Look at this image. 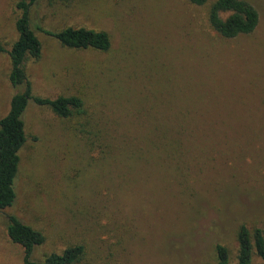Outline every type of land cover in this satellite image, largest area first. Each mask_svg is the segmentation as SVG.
Segmentation results:
<instances>
[{
  "label": "rangeland",
  "instance_id": "374dc122",
  "mask_svg": "<svg viewBox=\"0 0 264 264\" xmlns=\"http://www.w3.org/2000/svg\"><path fill=\"white\" fill-rule=\"evenodd\" d=\"M16 1L0 0L6 50ZM213 1L36 0L31 30L100 31L109 48L67 49L34 31L39 58L23 62L31 95L77 97L82 112L61 119L27 102L0 264H22L8 215L43 235L32 263L75 245L73 264H216L217 245L236 263L239 226L264 221V0H243L257 25L232 39L208 26ZM8 71L0 54V118L23 89Z\"/></svg>",
  "mask_w": 264,
  "mask_h": 264
},
{
  "label": "trees",
  "instance_id": "16d2710c",
  "mask_svg": "<svg viewBox=\"0 0 264 264\" xmlns=\"http://www.w3.org/2000/svg\"><path fill=\"white\" fill-rule=\"evenodd\" d=\"M72 2L77 0H64ZM194 6H202L206 0H187ZM36 0H17L14 10L18 13L14 21L16 39L4 49L0 45V54H6L9 61L7 81L11 88L22 86L21 92L10 97L8 110L0 118V213L9 208L15 199L14 181L18 169V152L25 142L21 115L32 102L38 107H48L58 118L68 119L81 114V101L77 97L58 96L47 99L32 96L30 86L23 71L26 59L36 60L40 55V43L34 31L53 38L60 46L74 50H94L104 52L109 48V40L104 32L85 28L66 27L60 31L44 30L38 25L30 28L29 10ZM258 17L251 5L243 0H214L208 7L207 23L210 29L223 39H232L251 33L257 25ZM183 137H198L189 133ZM5 234L11 244L21 248L22 264H73L82 254V247L75 245L59 254H49L40 263H32V250L40 246L43 235L19 222L14 216H6ZM235 264H251L255 255L264 264V221L260 228L249 232L243 225L236 235ZM216 264H227V253L222 246H215Z\"/></svg>",
  "mask_w": 264,
  "mask_h": 264
}]
</instances>
